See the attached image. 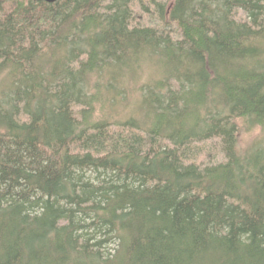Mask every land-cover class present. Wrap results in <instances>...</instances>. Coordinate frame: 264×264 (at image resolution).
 Returning <instances> with one entry per match:
<instances>
[{"label":"trees","instance_id":"1","mask_svg":"<svg viewBox=\"0 0 264 264\" xmlns=\"http://www.w3.org/2000/svg\"><path fill=\"white\" fill-rule=\"evenodd\" d=\"M134 1L0 0V264H264V0Z\"/></svg>","mask_w":264,"mask_h":264},{"label":"rangeland","instance_id":"2","mask_svg":"<svg viewBox=\"0 0 264 264\" xmlns=\"http://www.w3.org/2000/svg\"><path fill=\"white\" fill-rule=\"evenodd\" d=\"M161 2H166L168 3V0H160ZM150 0H135L133 2V9L134 12L137 14V18L132 20L133 24H141V25H147L151 27H156L160 31H165L168 32L170 31V34L176 38L177 34L174 32L173 29L174 26H172L170 29L169 28H163L160 21H158L157 17L154 15L153 9H150V11H145L143 9V6H148ZM260 130L259 129H253L251 131H240V146H244L252 138L257 136L259 134ZM198 144H202L205 149V157L203 160L202 164L206 163H216L219 161L224 160V152H223V147H222V142L221 139L215 138V139H209L203 142H199Z\"/></svg>","mask_w":264,"mask_h":264},{"label":"water","instance_id":"3","mask_svg":"<svg viewBox=\"0 0 264 264\" xmlns=\"http://www.w3.org/2000/svg\"><path fill=\"white\" fill-rule=\"evenodd\" d=\"M33 1H38V0H33ZM43 1L52 3V2L57 1V0H43Z\"/></svg>","mask_w":264,"mask_h":264}]
</instances>
